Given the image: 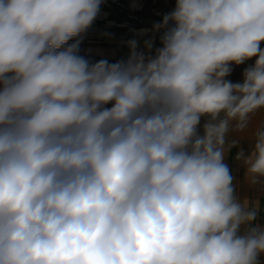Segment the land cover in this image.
<instances>
[{
    "label": "clouds",
    "instance_id": "clouds-1",
    "mask_svg": "<svg viewBox=\"0 0 264 264\" xmlns=\"http://www.w3.org/2000/svg\"><path fill=\"white\" fill-rule=\"evenodd\" d=\"M103 2L0 0V264H264L225 162L264 189V122L229 140L264 110V0H175L115 62L80 54Z\"/></svg>",
    "mask_w": 264,
    "mask_h": 264
},
{
    "label": "bare ground",
    "instance_id": "bare-ground-1",
    "mask_svg": "<svg viewBox=\"0 0 264 264\" xmlns=\"http://www.w3.org/2000/svg\"><path fill=\"white\" fill-rule=\"evenodd\" d=\"M147 0H104L100 13L95 22L85 35L81 45V52L87 55H105L112 58H124L128 54L126 41L136 36L140 30L131 26V22L125 17L124 10L139 12L145 8ZM152 6H163L164 9L154 8L155 14L162 13V16L170 12L174 7V0H150ZM113 3L120 5L119 17L114 12ZM137 20V19H136ZM151 36V33H148ZM110 37V38H109ZM105 50H108L106 53ZM264 211V203L259 205ZM258 208V209H259Z\"/></svg>",
    "mask_w": 264,
    "mask_h": 264
},
{
    "label": "rangeland",
    "instance_id": "rangeland-1",
    "mask_svg": "<svg viewBox=\"0 0 264 264\" xmlns=\"http://www.w3.org/2000/svg\"><path fill=\"white\" fill-rule=\"evenodd\" d=\"M123 2L125 0H122ZM175 3V0H174ZM114 5V12L118 15L120 13V8H122L120 5H117L113 3ZM153 4L150 2V0H147L145 3V8L139 12H129L127 9L122 8L124 10L125 17L131 22V26L137 29H147L148 33H151V29L154 23L161 22L162 20V13L155 14L154 8H160V10L164 9L163 6H152ZM137 19V20H136ZM95 25V24H93ZM152 35V33H151ZM157 37L160 35V33L156 34ZM156 46H159V40L157 39ZM261 47L264 48V43L261 44ZM84 55H86L83 52ZM255 61V58H252L251 60L246 61L244 64H241L239 66H233L234 69L230 76L227 77L228 80L232 81L233 83L241 82L242 81V73L244 69L251 64H253ZM255 119V118H254ZM248 136L240 138L241 145L247 149L250 147L251 143L244 140L247 139ZM244 141H241V140ZM231 160L228 159V162ZM233 171V175L235 177L234 184L236 187L237 195L241 198V200L248 199L251 205H255L256 202H259V205H262L264 203V189H261L260 186H250L245 178H244V168L240 166H236L235 168H231ZM257 224L264 225V211L260 208L258 209V217L255 221Z\"/></svg>",
    "mask_w": 264,
    "mask_h": 264
},
{
    "label": "crops",
    "instance_id": "crops-1",
    "mask_svg": "<svg viewBox=\"0 0 264 264\" xmlns=\"http://www.w3.org/2000/svg\"><path fill=\"white\" fill-rule=\"evenodd\" d=\"M105 52L107 53L108 50H105ZM84 55V54H83ZM87 58L93 60V61H98L100 59H108L109 62H115L116 60H119L121 58H112L110 56H108L107 54L105 55H84ZM234 69V67H233ZM255 118V119H254ZM264 122V110H260L258 112L255 113V115L252 117L249 128L243 132V133H231L229 135V140L231 139H239L243 138V137H247V139H244L250 143H252L253 141V133L255 132L256 128L262 123ZM243 139L241 141H244ZM237 149L233 148L230 152H226V157H225V162L231 167V168H235L236 166H240V162L236 161L234 159L235 157V153H236ZM228 159H230L231 161L228 162ZM249 199V198H248Z\"/></svg>",
    "mask_w": 264,
    "mask_h": 264
},
{
    "label": "built area",
    "instance_id": "built-area-1",
    "mask_svg": "<svg viewBox=\"0 0 264 264\" xmlns=\"http://www.w3.org/2000/svg\"><path fill=\"white\" fill-rule=\"evenodd\" d=\"M80 54L83 55V53L81 52V50H80Z\"/></svg>",
    "mask_w": 264,
    "mask_h": 264
}]
</instances>
